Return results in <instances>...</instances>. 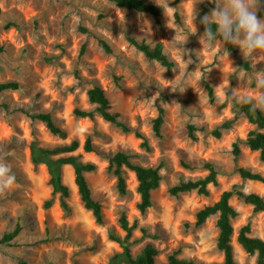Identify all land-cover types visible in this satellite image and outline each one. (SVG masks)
<instances>
[{
    "label": "rangeland",
    "instance_id": "374dc122",
    "mask_svg": "<svg viewBox=\"0 0 264 264\" xmlns=\"http://www.w3.org/2000/svg\"><path fill=\"white\" fill-rule=\"evenodd\" d=\"M145 1L159 9L157 18L119 9L108 0H0V43L5 48L0 54V83L19 84L18 91L0 95V156L16 177L12 188L0 195V236L17 225L20 228L9 246H0V264H17L19 259L28 264H109L121 252L109 238H124L118 223L121 213L130 225L137 223L131 238L135 241L130 246L132 256L149 244L158 252L155 264H166L175 251L179 259L197 264L220 263L223 255L216 248V216L195 227L196 212L233 187L264 198V184L242 180L236 171L246 168L264 176V163L244 145L254 127L232 109L225 95L235 88L242 95L260 94L255 73L264 71V54L244 55L238 46L229 50L218 40L212 49L203 47L204 32L198 21L211 14L214 0ZM260 4L257 15L264 19V0ZM97 36L107 41L110 54L99 46ZM128 38L149 45L161 43L174 67L167 70L147 60ZM94 85L105 91L112 112L146 136L148 152L132 133H122L97 115L93 120L73 116L75 108L94 109L87 99ZM206 85L212 89L211 96ZM160 108L164 114L158 138L152 123ZM21 110L50 113L66 138L51 135L43 123ZM225 122H230V129L219 130L220 137H214L212 131ZM188 126L196 128L194 139L189 137ZM87 137L97 153L83 152ZM72 140L79 143L76 151L51 159L73 156L95 164V171L85 177L92 198L102 206V225L84 209L71 166L60 169L69 189L68 209L63 210L59 195L52 194L42 157L36 165L31 161L32 143L52 149ZM235 142H240L241 151L236 161L232 154ZM117 151L131 155L143 167L161 166L160 186L151 193L152 207L144 215L136 209L139 196L134 174L124 171L127 194L120 196L116 179L106 171L108 157ZM207 162L218 170V184L209 186L208 196L168 194L170 187L182 181L205 176ZM48 200L51 204L45 207ZM230 204L238 213L232 220L234 259L237 264H256V255L245 254L236 238L239 229L249 224L250 236L264 241V214L253 212L236 197Z\"/></svg>",
    "mask_w": 264,
    "mask_h": 264
},
{
    "label": "trees",
    "instance_id": "16d2710c",
    "mask_svg": "<svg viewBox=\"0 0 264 264\" xmlns=\"http://www.w3.org/2000/svg\"><path fill=\"white\" fill-rule=\"evenodd\" d=\"M113 3L115 7L124 9L126 11H132L149 15L153 18L159 16V9L145 0H108ZM178 2V0H175ZM10 27L6 25L5 28ZM199 30L204 32L205 27L198 21ZM215 31L216 26L213 25ZM221 42L220 40H218ZM97 42L99 46L107 53L112 52V48L107 41L102 37L97 36ZM128 42L136 50L141 52L143 56L149 61H155L167 70H171L174 67V63L164 53L161 43H155L149 45L144 41H137L134 38H128ZM222 43V42H221ZM227 49L232 50L231 44H225ZM5 48L0 43V54L4 53ZM83 53V49L81 54ZM247 68V65H245ZM209 96L212 95V89L206 85ZM19 90V84L17 82H4L0 83V95L4 91H17ZM87 99L90 105L94 106L92 111H82L79 109H73L72 113L75 118L93 120L95 115L99 116L103 121L109 123L115 128L119 129L122 133H132L135 138L140 140V148L145 151H149L148 140L142 133L132 130L126 123L120 119V115L111 111L110 101L105 91L99 86L94 85L87 91ZM225 104H223L224 107ZM232 109L240 112L244 118L251 124L254 129L249 131L244 145L248 150L257 152L259 159L264 163V113L261 110L255 112L251 111L250 105H241L232 102ZM30 119L37 120L44 124L47 131L60 139L66 138V132L56 123L55 119L48 112L29 113L25 110H21ZM163 109L158 110L157 117L153 120L152 131L156 137L160 138V130L163 125ZM230 122L221 124L217 129L212 131V135L216 138L220 137L219 130L230 129ZM194 126H188L189 137L194 139ZM201 131H203L201 129ZM240 142H235L232 145V154L234 159L240 156ZM79 148V143L76 140H72L69 144L57 146L52 149H40L37 148L36 142L30 146L31 161L33 164L39 163V157H42L43 162L47 165L50 174V185L52 187V194L59 195V205L63 210L68 209L67 198L69 197V189L62 182L61 167L69 165L73 169L74 184L77 188V192L80 197V201L83 204L85 210L91 212L94 221L97 225L103 224L102 206L100 203L92 198L91 189L85 178L86 173L95 171L96 166L93 163H82L77 157H65L52 160V156L72 153ZM82 150L85 153H97L92 143L91 137H87L83 143ZM184 167H187L184 165ZM203 168L207 171L206 175L201 178L189 179L182 181L177 185H174L168 189V194L173 197H177L184 193L195 192L201 196L209 195V186H217L218 170L216 167L207 162ZM161 166L157 167H143L133 161V157L125 152L117 151L113 155L108 157V165L106 171L116 179L115 187L117 193L120 196L127 194L125 170L132 172L136 179V192L139 196V202L136 205V209L140 215H144L149 208L152 207L151 193L159 188L161 182L160 174ZM237 173L242 180H248L253 182H259L264 184V176L253 172L246 168H237ZM232 197H236L238 201L252 207L253 212L264 214V198L254 193H243L242 191L233 187L230 190H226L221 193L219 199L210 204L204 206L195 214V227L202 226L207 219L216 216L215 227L217 229L216 248L222 253L223 260L220 263L213 264H237L233 256V248L231 244V238L233 235L232 220L238 215L237 211L231 206L230 200ZM51 200L44 203L45 207H49ZM121 230L125 233L124 238L121 239L117 236L110 235V240L116 242L121 248V252L117 254L109 264H155V258L158 255L157 250L147 244L140 254L132 256L130 253V246L135 243L131 241L132 233L137 228V223L133 222L132 225L124 213L120 214L118 219ZM20 231L17 225L12 232L4 233L0 236V246H9L13 239L18 235ZM237 243L240 245L245 254L252 256L256 255V264H264V241L250 236V226L246 224L242 226L237 234ZM178 252H173L167 257L166 264H197L191 260H183L177 257ZM17 264H28L22 259H19Z\"/></svg>",
    "mask_w": 264,
    "mask_h": 264
},
{
    "label": "clouds",
    "instance_id": "9594fccd",
    "mask_svg": "<svg viewBox=\"0 0 264 264\" xmlns=\"http://www.w3.org/2000/svg\"><path fill=\"white\" fill-rule=\"evenodd\" d=\"M214 2L216 7L211 14L201 18V23L205 27L200 38V43L204 41L203 44L201 43L203 47L206 44L212 49L216 46L217 40H220L224 46L225 44L238 46L244 55L264 54V19L257 15L261 7L260 0H214ZM195 18L194 10L193 21ZM213 25L216 26L215 31ZM187 38L180 43L182 45L186 43ZM224 50L227 51L226 48ZM255 82L257 88L261 90L257 96L239 94L238 88L225 95L233 103L250 105V110L253 112L264 111V71L255 73ZM221 86L222 84L216 88ZM15 182L16 177L11 165L0 156V195L10 190Z\"/></svg>",
    "mask_w": 264,
    "mask_h": 264
},
{
    "label": "crops",
    "instance_id": "0c3cea01",
    "mask_svg": "<svg viewBox=\"0 0 264 264\" xmlns=\"http://www.w3.org/2000/svg\"><path fill=\"white\" fill-rule=\"evenodd\" d=\"M7 82H16V81H7ZM4 83V82H3ZM18 91V90H17ZM6 92V91H4ZM86 175V174H85ZM86 178V177H85ZM73 179H74V173H73ZM87 180V179H86ZM77 189V188H76Z\"/></svg>",
    "mask_w": 264,
    "mask_h": 264
}]
</instances>
